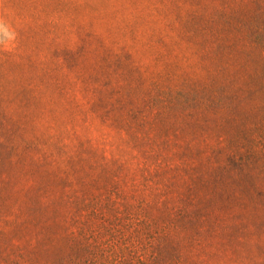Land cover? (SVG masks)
Here are the masks:
<instances>
[{
	"label": "rangeland",
	"instance_id": "374dc122",
	"mask_svg": "<svg viewBox=\"0 0 264 264\" xmlns=\"http://www.w3.org/2000/svg\"><path fill=\"white\" fill-rule=\"evenodd\" d=\"M0 264H264V0H0Z\"/></svg>",
	"mask_w": 264,
	"mask_h": 264
}]
</instances>
